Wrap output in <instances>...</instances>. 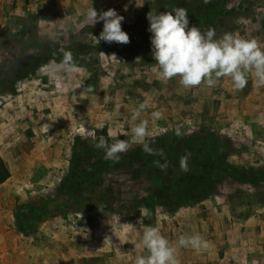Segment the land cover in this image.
<instances>
[{
    "label": "rangeland",
    "instance_id": "1",
    "mask_svg": "<svg viewBox=\"0 0 264 264\" xmlns=\"http://www.w3.org/2000/svg\"><path fill=\"white\" fill-rule=\"evenodd\" d=\"M78 3H38L33 13L0 23V95L15 89L9 81L37 79L46 115L56 104L59 111L74 116L67 138L62 135L68 149L41 152L47 166L32 178L35 181L31 179L35 186L24 191L35 190L45 199L39 211L24 217L36 223L57 217L56 227L73 223L90 233L104 228L113 254L115 239L123 244L132 232H143L138 223L142 216L144 225L151 226L165 225L172 217L180 221L192 217L200 224L212 217L229 225L243 224L253 211L264 208V86L249 80L236 90L229 78L216 87L183 88L178 77L162 81L152 57L147 19L151 9L183 7L190 24L201 30L214 28L217 37L231 32L264 43V0ZM92 6L98 12L113 8L123 16L122 29L130 43H98L94 36L99 37L103 22L94 26L84 22ZM61 49L71 51L81 69L71 79L46 71L49 61L62 59ZM77 91L94 115L78 116L84 102ZM53 97L57 99L52 103ZM145 101L148 107L140 119L149 121L151 147L162 149L164 156L149 154L133 141L131 128L139 120L132 121V112ZM153 112H161L162 118L154 119ZM177 128L182 137L176 135ZM102 136L109 143L129 141V150L118 161L105 159L104 150L96 147ZM187 153L189 170L182 172L180 158ZM156 161L167 162L168 167L161 170ZM212 209L214 215L209 213ZM171 222L177 225L176 220ZM31 233V226L21 229L23 237Z\"/></svg>",
    "mask_w": 264,
    "mask_h": 264
},
{
    "label": "crops",
    "instance_id": "2",
    "mask_svg": "<svg viewBox=\"0 0 264 264\" xmlns=\"http://www.w3.org/2000/svg\"><path fill=\"white\" fill-rule=\"evenodd\" d=\"M52 1L0 0V23L11 18L19 19L25 12L33 13L38 3L47 5ZM66 1L71 6L80 5L79 0ZM40 82L37 79L9 81L15 89L4 94L7 95L5 100V96L0 95V157L11 173L9 179L0 185V264H135L137 255L146 254L143 248L135 247L143 232H132L123 244L115 239L112 254L111 247L107 248L105 243L104 228L99 230L98 227L96 233H90L89 228L79 230L73 223L56 227L57 217L41 219L37 223L24 217L27 213L39 211L41 200L45 199L35 190L24 191L35 186L30 183L31 179L47 166V158H42L41 152L68 149L70 144L66 140L63 142L62 135L67 138L74 118L71 111H59L56 104L46 115L47 105L42 103L37 87ZM31 88L34 90H29ZM73 88L69 93L72 96L76 92ZM81 95L77 91V96ZM56 99L53 97L52 103ZM81 101L84 102L83 95ZM86 104H81L82 110L78 112L83 119L87 114L94 115L85 108ZM55 166L58 167L59 163L56 162ZM209 213L214 215L213 209ZM172 220H176L177 225L172 224ZM28 226H31L32 233L23 237L21 229ZM160 228L172 242L178 241L181 235L195 232L211 242L209 249L200 252L179 248L180 264H264V208L253 211L243 224H219L212 217L208 223L200 224L192 217L182 221L172 217Z\"/></svg>",
    "mask_w": 264,
    "mask_h": 264
},
{
    "label": "clouds",
    "instance_id": "3",
    "mask_svg": "<svg viewBox=\"0 0 264 264\" xmlns=\"http://www.w3.org/2000/svg\"><path fill=\"white\" fill-rule=\"evenodd\" d=\"M208 0H205L207 3ZM149 21L148 31L152 33V57L156 62L158 78L169 81L179 78L183 88L198 87L202 84L216 87L223 78H229L236 90H242L252 80L257 86H264V43L256 38H245L237 33H225L217 37L214 28L201 30L196 25H191L187 9L175 8L171 11L150 10L147 14ZM124 17L110 8L98 12L93 6L85 15V23L96 25L103 22V30L95 39L98 43L104 41L108 44L130 43V36L122 29ZM62 59L49 61L45 66L50 75L66 74L71 79L75 73L81 71L76 65L71 51L63 50ZM101 55H105L101 52ZM115 56V54H113ZM139 59V58H138ZM148 102L140 103L132 112L131 128L133 141L143 146L149 154L164 156L162 149H153L151 143L152 131L147 119H140ZM154 119L162 118L161 112H153ZM180 128L176 129L177 136H183ZM108 137L112 138L111 129ZM98 149H103L105 159L118 161L120 154L129 150L130 143L123 139H114L112 143L105 137H100L96 144ZM191 153L180 158L182 172L188 171V160ZM161 170L168 167L167 162H155ZM143 228V235L136 248H143L146 254L137 255L135 264H180L178 259L179 248H191L196 252L207 250L211 242L200 233L181 235L176 242L170 241L161 231L159 224L155 226L144 225L143 216L138 221Z\"/></svg>",
    "mask_w": 264,
    "mask_h": 264
},
{
    "label": "trees",
    "instance_id": "4",
    "mask_svg": "<svg viewBox=\"0 0 264 264\" xmlns=\"http://www.w3.org/2000/svg\"><path fill=\"white\" fill-rule=\"evenodd\" d=\"M11 173L5 163V161L0 157V185L9 179Z\"/></svg>",
    "mask_w": 264,
    "mask_h": 264
}]
</instances>
